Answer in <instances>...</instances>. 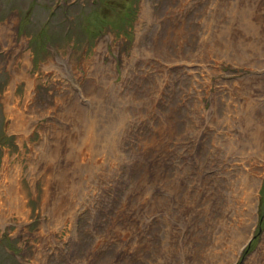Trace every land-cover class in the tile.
<instances>
[{"label":"rangeland","instance_id":"1","mask_svg":"<svg viewBox=\"0 0 264 264\" xmlns=\"http://www.w3.org/2000/svg\"><path fill=\"white\" fill-rule=\"evenodd\" d=\"M0 264H264V0H0Z\"/></svg>","mask_w":264,"mask_h":264},{"label":"bare ground","instance_id":"2","mask_svg":"<svg viewBox=\"0 0 264 264\" xmlns=\"http://www.w3.org/2000/svg\"><path fill=\"white\" fill-rule=\"evenodd\" d=\"M99 96H101L100 94H99ZM35 99V98H34ZM34 101V100H33ZM36 101H38V100H36ZM35 101V102H36ZM28 102V101H27ZM26 102V103H27ZM101 102V101H100ZM100 102H98L97 100H95V105H96V108L98 109V110H100V108H99V103ZM32 104H33V102H32ZM31 104V105H32ZM30 105V104H29ZM37 105V104H36ZM33 106V105H32ZM35 107V106H34ZM34 107H33V109H34ZM81 107V108H80ZM79 107V110L81 111V112H83L82 113V117H84V129H86L87 130V128L90 126L89 125V122H88V119L86 118V108L85 107H82V106H80ZM36 108V107H35ZM38 108V107H37ZM102 108V107H101ZM27 109H28V104H27ZM30 109V108H29ZM12 110V109H11ZM97 110V111H98ZM26 111V110H25ZM31 111V110H30ZM33 111V110H32ZM29 112V111H28ZM23 112L22 111H20L19 109H18V115L17 116H14V120L16 121H18V122H16V123H14L15 121L13 120V123H12V128L14 129V130H16V132L17 131H24V132H26V134H27V132H28V130H29V127L31 126L30 125V122H33V121H30V119H31V117L30 118H27V117H24V115L22 114ZM30 113V112H29ZM35 113V112H34ZM97 113V112H96ZM81 115V114H80ZM81 117V116H80ZM81 117V118H82ZM33 120V119H32ZM82 121V120H81ZM32 127V126H31ZM83 127V126H82ZM46 128V127H45ZM88 131V130H87ZM86 132V131H85ZM23 133V132H22ZM25 134V133H24ZM25 134V135H26ZM46 144V143H45ZM44 143L41 145V148H42V150H44V149H46V151H47V149H49V148H51L49 145L47 146V145H45ZM52 149V148H51ZM7 164V163H6ZM6 167V166H5ZM16 171H17V169H16ZM30 171H31V173H33V167L32 168H30ZM37 171V170H36ZM34 173H36V172H34ZM32 176V175H31ZM4 184V186H5V183H3Z\"/></svg>","mask_w":264,"mask_h":264}]
</instances>
